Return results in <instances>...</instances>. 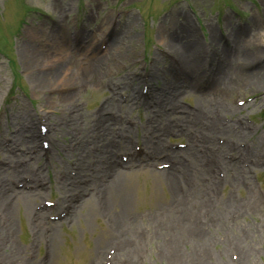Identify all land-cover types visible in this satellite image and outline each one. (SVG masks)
Listing matches in <instances>:
<instances>
[{"label": "rangeland", "instance_id": "374dc122", "mask_svg": "<svg viewBox=\"0 0 264 264\" xmlns=\"http://www.w3.org/2000/svg\"><path fill=\"white\" fill-rule=\"evenodd\" d=\"M234 9L237 10L238 15L232 12ZM228 17H231L230 21ZM173 22L184 24L186 27L192 26L193 33L186 39L189 43L199 44L200 65H194L193 61L183 65L182 61L187 57L185 60L182 59L168 38L172 33V27L175 26ZM200 28H203L205 35ZM232 28H239L243 32L241 38L245 40L243 42L245 50H257L261 53L259 55L257 53L258 56L249 60L236 58L231 74L233 75L235 70L264 72V0H0V143L5 145V138L12 137L15 131L20 129V125H24L25 131L19 137L20 145L25 150L33 148L35 144L41 142L40 137L36 142L31 141L36 135L32 125L34 123L37 131L39 115H43L47 121L45 123L49 124L50 120L57 116L72 114V107L76 106H80L82 112L86 114L85 129L89 136L93 137L94 133L98 132V115L103 102L114 91L115 83L124 82L125 88L121 92L133 95V103L123 108L111 106L113 110L105 107L102 111L104 115H108V111L115 110V114L119 115L113 117L114 134L124 135L126 141L128 140L125 143H128L130 148L134 146L138 149L140 146L141 150H149L157 155L170 153L172 156L170 159L161 158L158 159V163H162V160L166 162L174 160V171L182 174L184 181L190 176L184 173L182 164L189 163L188 159L192 160V156L185 150L176 154L175 150L170 148L188 142L190 136L192 146L204 157L203 164L208 168L207 173L201 175L202 182H206L209 186L208 192L213 194L210 206L200 208V204L192 198L185 207H188L187 212L196 211L194 227L203 226L208 221L210 228L215 230L217 235L207 241L208 249L205 252L193 254L190 245H187L186 250L189 252L185 253L193 256L192 260L210 261L212 264L214 262H216L214 264H225L228 261L231 264H264V200L255 201V198L246 197L250 187L255 193L264 197V76L259 74L260 82L253 85L244 82L234 83L229 95L222 98L223 103H211L204 115L193 118L195 115L193 112L200 111L204 104L208 105V98L227 95L225 89H218V93L213 94L210 90L213 83L203 78V72L209 75L211 69L225 61L228 49L231 54L234 45ZM212 32L217 35V43L210 37ZM248 34L253 37L246 40ZM116 35L119 39L115 37ZM90 40L93 49H89V46L87 50L86 43L90 44ZM104 44L108 45L107 47L111 46V51L119 59V72L112 80H105L101 88L92 84L83 87L72 100V107L70 105L55 107L47 103L45 96H56L69 88L58 87L59 84L55 83L43 86L34 83L30 74L38 75L40 69L38 67L30 69L22 55L25 48L27 50L36 48L43 53L54 55L59 48H64L66 53L73 54L72 63L84 62V67H88L86 52L89 56L95 55V52L101 55L104 53V49L101 48ZM156 45L164 47L179 61L176 62L167 54L157 52ZM216 48L221 49L220 51L225 48L224 53L218 51L215 54ZM147 58L149 62L146 64V69L149 71L151 62L152 73L147 83H141L133 76L145 68L143 60ZM48 62L50 65L51 61ZM102 63H106V60H102ZM186 66L189 68L187 72ZM77 67L76 71H84L85 77L90 76L91 73L87 70L89 67L83 70ZM225 77L229 79L227 75ZM174 87L177 90L171 93ZM141 90L150 92L146 104H140L143 100L141 95H144ZM11 93L16 94V98L10 100ZM117 97L118 101L126 104L127 101H124L123 96ZM200 97L203 99L202 104L198 99ZM181 117H189L197 121V125L204 127H209V121L215 120V125L211 130L193 125L186 127L184 132L171 130L165 135L158 130L168 124L173 128L174 123L181 122ZM238 123L242 127H239ZM82 124L81 122V126ZM220 127L223 129L218 130ZM99 136L102 138L105 135ZM48 137L52 144H50L51 160L35 157V165L20 167L23 168L20 170L22 173L17 177L12 176L10 182L22 181L24 175L36 179L34 177L40 171L43 172L42 177L45 181L49 176L56 181L73 169L71 162L76 157L70 154H77L83 159V151L92 153L85 158L86 166L89 167L92 162H97L96 171L105 170L108 168L107 158L111 164H114L113 162L117 160L116 154L121 151L120 148H115L110 157L103 154L98 157L94 156L97 151L95 143L86 144L71 133L59 130ZM226 139L229 141L226 142ZM236 143L237 145H234ZM208 145L214 146L207 148ZM79 147L83 150L78 149ZM3 156L0 153V158ZM218 159L229 169H235L237 166L245 169L246 174L238 186L228 183L225 180L226 176L219 178L221 182L213 185L212 176L219 177L215 172V162ZM19 160L21 159L18 158L17 163ZM151 161L142 160V163L150 162L151 168L164 170L157 168ZM38 164L43 167L36 172ZM58 169L61 172H57ZM136 169L138 168H132L134 171ZM89 171V168L84 173L80 171L75 181V184L84 186L81 190L84 189L85 202L92 201V197L96 198L98 191L94 183L96 173L88 178L89 182L86 184L83 182ZM137 173L136 175L128 173V177L121 179V188L126 189L125 192L132 197L123 216L124 222L134 218L141 221L142 223L137 222L135 226L136 233L143 240H148L150 228L148 229L146 221L154 217L155 207L158 206L159 210L162 204L167 205L171 202L170 186L165 182L162 173L157 175ZM52 185H54L53 181ZM176 188L183 194L186 192L184 182L178 183ZM64 190L66 191L62 192L61 188L53 187L51 192L47 190V198H57L60 194L64 203L73 204L80 190L76 188ZM208 192L199 190V198L205 199ZM164 195L167 201L157 204L156 201ZM228 195L235 200V203L224 212V218L222 214L214 217L213 211L216 210L218 201ZM82 196L80 192L77 197L78 206L82 204L80 203ZM246 198L249 200L246 201ZM39 199H35L26 212L23 206L15 211V225L12 228L8 227L6 217L0 214V225L7 227L1 243L3 246L5 243L9 244L10 250L12 246L16 248L20 246V250H23V252L19 251L11 262L5 261L0 264H41L40 255L43 252L49 253L46 264L100 263L104 259V253L120 242L116 234L108 244L107 240L100 241V237L104 235L103 231L108 230L106 218L108 213L100 206L98 212L91 213L93 215L88 221L78 220L76 213L73 212L68 219L62 221V224L57 225L55 231L52 230V222H55L53 219L42 222L36 231L33 230V225L38 224V215L34 214V206ZM90 204L92 207V202ZM182 211L183 208H177V213L180 214ZM224 222L226 229L221 228ZM174 226L172 224L168 229L171 230ZM191 231L192 229L185 231L188 239L193 237ZM241 235L246 238L240 242L244 245L243 255L234 240ZM123 237L126 241L130 239L128 233L123 234ZM150 245L152 244H144L142 250L136 252L133 261L144 264H166V261L152 263ZM96 249L99 252L97 258ZM4 252V247L0 246V254ZM139 256L143 259L139 260ZM124 259L120 255L113 264H122ZM105 261L109 263L107 258ZM129 264H132V261H129Z\"/></svg>", "mask_w": 264, "mask_h": 264}, {"label": "bare ground", "instance_id": "6f19581e", "mask_svg": "<svg viewBox=\"0 0 264 264\" xmlns=\"http://www.w3.org/2000/svg\"><path fill=\"white\" fill-rule=\"evenodd\" d=\"M231 20V17H228V21ZM228 25L229 22H227ZM175 25L172 27V33L170 36H168L170 42H172V46L178 51L180 57L182 59H187L185 61H182L183 65L187 64V62H192L194 65H200L201 62V56H200V48L199 44L195 43L192 44L191 42H187V39L190 34L193 33L192 26L186 27L184 24H178L173 22ZM232 34L234 37V45L232 46L231 54L229 52V49L227 50V58L225 61H223L220 65L216 66L215 68L210 70L209 75L206 74V72H203V78L206 79L208 82H212L211 85L212 88L210 89L213 94L218 93V89H225L227 90V95L223 94V96H219V98H208L207 103L208 105L204 104L202 105V108L198 112H193L195 115L193 118H198L199 116H202L207 111L208 107H210L211 103H217L221 104L223 103L224 99L222 98L224 96H228L229 92H231V86L234 85V83H246L249 85H253L257 82H260L259 74L264 76V72L260 73V70H255V72H247L245 71H239L235 70L233 75L231 74V68H234V61L236 58L242 57L246 60H249L251 58H254L255 56H258L261 51L253 50L248 51L244 49V43L245 40L241 38L243 32L240 31L239 28H232ZM251 34L246 35V40L253 37L250 36ZM87 36H85L86 38ZM117 37V35L115 36ZM212 41L216 42L218 41L217 35L212 32L211 36ZM91 38H93L91 36ZM118 38V37H117ZM119 39V38H118ZM119 41V40H118ZM90 46V48H89ZM86 48L93 49L92 40H90V44L86 43ZM234 48V49H233ZM64 48H59V50L55 51V55L52 53H43L42 51L32 48V49H24L23 50V57L26 65L31 68H37L40 69L38 75H31L30 77L32 81L39 85H45L48 83H55L59 84L58 87L64 86L68 87L69 89L64 90V92H61L60 94L56 96L48 95L45 96V99L47 100V103H51L53 106L58 105H70L72 100L75 98L76 95L80 93L83 87H89L90 84L97 85L101 88L105 80H112L114 78V75H116L119 72V59L114 55V53L111 51V46H109L106 50H104L103 54H99V52H95L96 54L93 56H89L88 52H86V57L88 58V67H84V62L80 63H72L73 57H71L73 54H68L65 51ZM121 50V48L119 49ZM221 50V49H220ZM217 48L215 49V54L218 53ZM224 49L222 51L224 53ZM94 52V50H93ZM258 53V55H257ZM54 55V56H53ZM90 57V58H89ZM102 60H106V63H102ZM48 61H51V64L49 65ZM47 62V64H45ZM264 65V63H263ZM262 65V66H263ZM79 66V69H86L89 70L88 72L90 76L86 77L84 76V71H76V67ZM188 68V66H186ZM45 68V69H44ZM186 68V72L189 70V68ZM78 69V67H77ZM210 69V68H209ZM228 76L229 79L227 80L225 76ZM232 75V76H231ZM232 78V81H231ZM165 80V78H164ZM177 82V81H175ZM168 84V83H167ZM164 86H162L163 88ZM125 85H123L121 82L115 83L114 91L112 92L109 97L103 102L102 107L100 109V114L98 115V132L94 133L95 135L89 136L88 132H86L85 129V118L86 114H84L80 108V106L72 107V114L68 115H61L57 116V118H53L50 120L48 124V132L45 134H42L37 128V131L34 128V123L32 125L33 132H36L35 137L33 136L31 138L32 143L36 142L39 137H43L44 135H53L56 134L59 130L64 133H71L73 136L77 138H80L81 141L87 144V142L95 143L97 146V151L94 156H100L101 154L105 155L106 157H110L112 153H114L113 149L120 148V149H126L128 148V143L126 141V138L124 135L116 136L114 134V130L112 129V124L114 123L113 117H118L119 115L115 114L114 111H108V115H104L102 113L103 109L105 107H110L111 110L113 108H123V106H126L129 103H133L134 96L121 92L124 91ZM162 88L160 90H162ZM177 90L176 87H174L171 91ZM117 96H123L124 101L126 100V104L118 101ZM159 96V95H158ZM163 97L167 98L165 95ZM202 97V96H201ZM198 98L201 101V104L203 103L202 98ZM148 102V101H147ZM146 101H142L140 104H146ZM113 106V108L111 107ZM207 108V109H206ZM45 116V115H44ZM42 116H38L37 120L41 119ZM180 123H174V127L171 128L168 125H164L158 130H161L162 134H167L171 130L181 131L184 132L186 127L188 126H197L198 128H205L211 130L213 126L215 125V120H210L208 125L209 127H204L201 125H197V121H193L189 117H181ZM33 120V119H32ZM90 121V118H89ZM35 122V121H33ZM47 122V121H46ZM81 122L83 123L81 126ZM171 124V123H170ZM50 125V126H49ZM223 127H220L218 130H222ZM25 131V126L20 125V129L18 131H15L12 137H10V143L11 145L6 147L5 145H2L0 143V153H2L4 156H8V166H0V214H2L4 217H6L7 225L8 227L12 228L15 225V211L18 210L19 207H24V211L29 210V208L32 205V202L35 199H39L40 202L43 199V193H45V188L41 189L42 182L37 183V180L40 179L42 181V174L43 172L40 171L38 175L36 176L35 181H31V183H34V188H27L30 187L27 185L30 181V179L22 180V186H19V182L16 183L11 180L10 178L12 176L17 177L19 176L22 171L19 164L17 163L18 158L22 159L23 156V147L20 145V135L22 132ZM90 133V130H89ZM98 134V136H97ZM100 134H104V137H100ZM89 136V138H88ZM120 138L117 139V138ZM188 140L192 141L191 137L188 136ZM130 142V139H129ZM38 144V143H37ZM23 145V144H22ZM226 145V144H225ZM224 145V146H225ZM214 145H208L207 148H211ZM14 148V149H13ZM36 146L34 145L33 148H28L26 151L28 153H32V150L35 149ZM80 150V147L78 148ZM187 153H189L192 156V160L189 163L182 164L184 168V173L188 174L190 178L187 181H184L183 175L175 173L174 167L172 165L171 168L164 169L163 171L156 170L154 168H151L152 164L150 162L142 163L141 160L131 159L130 163L127 165L117 164L116 162L112 165L107 158V164L108 168L99 169L95 174V185L97 186V194L96 198L92 197L93 199L86 200V195L83 193L84 189L81 190L82 192V198L80 200V206H78L77 203L74 204L73 211L71 213H76V218L78 220L85 219L88 221L90 217L93 215L92 212L97 211L98 212V206L100 208L105 209L108 213L106 214L107 218V231H103L104 235L100 237L101 242H105L107 240V244L110 243L112 236L114 234L117 235V239H120V242L118 246L120 247V253L122 255L130 260H132V264H144L139 262H134L133 257L135 256L137 251H141L144 244H152L151 247V261L152 263H157L160 261H166V264H212L210 261H195L192 260L193 256L185 253L189 252L186 250L188 247L187 245H190L191 252L193 254L202 253L205 252L208 249L207 241L209 242L212 238H215L217 233L215 230H212L208 224V221L203 226H197L194 227V217L195 212L190 213L187 212L186 209L188 207H185V204H187L192 198L195 199L194 201L198 202L200 204V208L202 207H208L211 204L212 201V193L208 192V184L202 181V175L204 172L207 173L208 168L203 164V156L200 155L195 151V148L192 146V143L187 146L185 149ZM84 152V158L80 159V156L77 154L71 153L70 156L77 158V169L78 173L81 171H85L88 167L86 166V157L92 155L91 152L83 151ZM178 152V151H175ZM20 161V160H19ZM223 163V162H222ZM179 164H181V161H179ZM224 164V163H223ZM225 165V164H224ZM24 167V166H23ZM138 168L136 171L132 170V168ZM100 168V166H99ZM131 170H128V169ZM27 169V168H26ZM218 171L220 172L219 166L217 167ZM224 171L226 169V181L228 183H232V185H239L242 182V178L246 174L245 169L237 166V168L229 169L226 167L223 168ZM139 173L143 174H159L162 173L164 176L165 182L170 186L169 191L171 194V202L167 205L162 204L161 209L158 210V206L155 207L153 213L155 214L154 217H150L146 221V225L149 230V238L148 240H143L140 238L135 230V226L137 222L142 223L137 218H134L133 220L127 222L125 220L124 222V211L127 210L130 202H131V195L126 193V189H122L120 183H122L123 178L126 176L128 177V173H135L134 175ZM216 176V175H215ZM215 176H212L213 179V185L220 183V179L216 178ZM122 179V180H121ZM10 182V183H9ZM185 183L186 186V192L183 194L179 192L176 188L178 183ZM239 183V184H238ZM10 184H13L12 187ZM58 187L60 188H76V186L73 185L72 181H58L57 182ZM18 186V188H16ZM84 187V186H81ZM199 190H203L205 192H208L207 197L199 198ZM43 192V193H42ZM255 198V201L264 200V197L254 192L252 187L248 188L247 190V196ZM249 199L246 198V201ZM84 201V202H83ZM167 201V197L164 195L160 200L156 201V203H163ZM90 202H92V207ZM235 203V200L231 198L230 195L222 198V200L218 201V206L215 211H213V216L217 217L222 214L224 218V212L228 211L230 207L233 206ZM78 208V209H77ZM93 208V210H92ZM177 208H183V211L179 214L177 213ZM100 211V210H99ZM160 211H163L160 213ZM38 217V224L33 225V230H37L39 226L42 224V222L46 221L44 218V212L42 210L36 211ZM70 213V214H71ZM69 214V215H70ZM62 219L60 221L52 222V230L55 231L57 228V225L60 223L62 224ZM218 221V220H217ZM174 222V223H173ZM223 222V221H219ZM175 225L171 230L168 229V226ZM222 229H226V223L224 222L221 226ZM192 229L191 232H193V237L188 239L185 235L186 230ZM51 230V231H52ZM7 231V227H3L0 225V246L4 247L5 252L3 254H0V262H11L12 259L19 254V251L23 252V250H20V246L17 248L12 246L10 250V245L5 243V246L1 243L2 239L5 237ZM128 233L130 235V239L126 241L124 239L123 234ZM216 233V234H215ZM255 233V232H254ZM53 234V233H52ZM55 235V234H54ZM255 235V234H254ZM124 239V240H123ZM241 239V240H239ZM246 239L241 235V237H236L235 242L241 252V255H243V248L244 245H241L240 242L242 240ZM239 240V241H237ZM99 241V242H100ZM126 241V242H125ZM239 244V245H238ZM99 249V248H98ZM98 249H96L95 256L96 258L99 257ZM105 255V253H104ZM153 255L155 257H153ZM226 261V260H225ZM28 261L26 260V263ZM213 262V261H212ZM148 263H150L148 261ZM216 263V262H214ZM213 263V264H214ZM225 264H231V262H226Z\"/></svg>", "mask_w": 264, "mask_h": 264}]
</instances>
